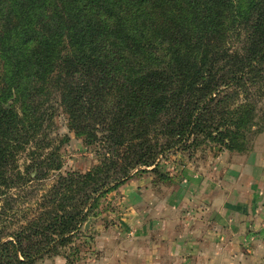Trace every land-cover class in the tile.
Returning a JSON list of instances; mask_svg holds the SVG:
<instances>
[{"label": "trees", "instance_id": "1", "mask_svg": "<svg viewBox=\"0 0 264 264\" xmlns=\"http://www.w3.org/2000/svg\"><path fill=\"white\" fill-rule=\"evenodd\" d=\"M0 20V264L78 250L99 195L168 177V152L264 131V0H0ZM62 113L97 145L86 172L61 170Z\"/></svg>", "mask_w": 264, "mask_h": 264}, {"label": "crops", "instance_id": "2", "mask_svg": "<svg viewBox=\"0 0 264 264\" xmlns=\"http://www.w3.org/2000/svg\"><path fill=\"white\" fill-rule=\"evenodd\" d=\"M151 170V169H150ZM133 175L120 211L94 224L88 264H259L264 257V131L247 152ZM40 264H68L58 255Z\"/></svg>", "mask_w": 264, "mask_h": 264}, {"label": "rangeland", "instance_id": "3", "mask_svg": "<svg viewBox=\"0 0 264 264\" xmlns=\"http://www.w3.org/2000/svg\"><path fill=\"white\" fill-rule=\"evenodd\" d=\"M2 21V20H0ZM1 29V25H0ZM261 111L259 113V117L262 123H264V101L260 104ZM56 127L57 134L61 138H65L66 141L62 144L61 153L63 160L62 172L67 171H77V172H86L93 166L99 164V150L97 149V145H86L83 141V138L78 137L74 131L69 128L68 118L65 114H60L56 118ZM167 138H161V142H166ZM221 151L218 150V147L215 144H209V142H204L198 151L193 153L192 155H188L187 153H181L176 151H170L163 158L160 159V167L162 170H165L168 173H171L172 166L179 164H187L188 162H196L199 160H205L210 156H215L219 154ZM23 159L21 160V162ZM144 168V167H143ZM143 172H136L134 175L142 174L145 172L152 171V168H146ZM133 172V173H134ZM116 189H112L107 193H103L99 195L98 207L94 210V212L88 217L87 221L82 227V233L78 235V238L75 240V245L78 247V250H74L71 247L72 245H68L61 249V256H65L67 258L68 264H88L89 259L97 256V251L93 243L95 241V228L96 224H106L114 220V217L120 211L119 204V193L116 192ZM89 223L88 228H85L86 223ZM95 224V225H94ZM55 256L46 255L42 259H40L36 264H40L41 262H45L47 259H52ZM263 261L259 264H264Z\"/></svg>", "mask_w": 264, "mask_h": 264}, {"label": "water", "instance_id": "4", "mask_svg": "<svg viewBox=\"0 0 264 264\" xmlns=\"http://www.w3.org/2000/svg\"><path fill=\"white\" fill-rule=\"evenodd\" d=\"M89 223H90L89 221L86 223V226H85V228H88V226H89Z\"/></svg>", "mask_w": 264, "mask_h": 264}]
</instances>
